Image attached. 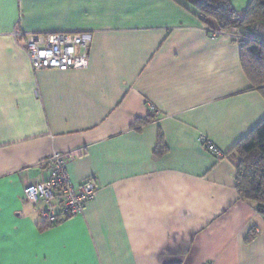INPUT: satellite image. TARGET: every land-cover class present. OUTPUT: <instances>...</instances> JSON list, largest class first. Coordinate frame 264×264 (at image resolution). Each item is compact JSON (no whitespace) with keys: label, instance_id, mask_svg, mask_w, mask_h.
Listing matches in <instances>:
<instances>
[{"label":"crops","instance_id":"0c3cea01","mask_svg":"<svg viewBox=\"0 0 264 264\" xmlns=\"http://www.w3.org/2000/svg\"><path fill=\"white\" fill-rule=\"evenodd\" d=\"M214 23L186 0H0V264H264V216L226 157L264 95ZM53 32L91 36L88 68L33 70L27 36ZM54 153L98 191L45 227L24 189Z\"/></svg>","mask_w":264,"mask_h":264},{"label":"built area","instance_id":"2783aa9c","mask_svg":"<svg viewBox=\"0 0 264 264\" xmlns=\"http://www.w3.org/2000/svg\"><path fill=\"white\" fill-rule=\"evenodd\" d=\"M221 34L224 33L216 32L213 37ZM230 35L241 45L249 40L246 36ZM90 45V35L53 32L28 35L25 49L35 71L86 69L89 66ZM200 142L210 152L223 155L205 135L200 137ZM71 154L54 153L44 161L43 177L24 189L25 199L37 205L43 220L52 224L84 215L87 203L98 191L96 182L90 179L77 186L72 183L67 169V159Z\"/></svg>","mask_w":264,"mask_h":264},{"label":"trees","instance_id":"16d2710c","mask_svg":"<svg viewBox=\"0 0 264 264\" xmlns=\"http://www.w3.org/2000/svg\"><path fill=\"white\" fill-rule=\"evenodd\" d=\"M186 3L203 20H214V24L208 25L212 35L220 32L249 38L241 45L243 69L253 88L264 95V0H252L244 12H239L232 0H186ZM148 121L139 119L135 126L139 128ZM163 151L160 138L154 152L155 157H160ZM226 157L235 161L236 190L239 197L255 203L258 212L264 216V120ZM45 225L49 227L53 224L45 221ZM255 237L256 233H253L246 240L250 242Z\"/></svg>","mask_w":264,"mask_h":264}]
</instances>
